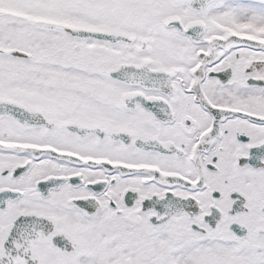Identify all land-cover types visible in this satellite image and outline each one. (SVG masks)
Wrapping results in <instances>:
<instances>
[{"label": "snow or ice", "instance_id": "6c2138e0", "mask_svg": "<svg viewBox=\"0 0 264 264\" xmlns=\"http://www.w3.org/2000/svg\"><path fill=\"white\" fill-rule=\"evenodd\" d=\"M0 264H264V0H0Z\"/></svg>", "mask_w": 264, "mask_h": 264}]
</instances>
